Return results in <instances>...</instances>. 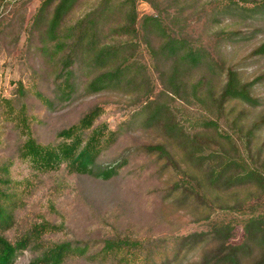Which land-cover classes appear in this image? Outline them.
Returning <instances> with one entry per match:
<instances>
[{
  "label": "rangeland",
  "instance_id": "obj_1",
  "mask_svg": "<svg viewBox=\"0 0 264 264\" xmlns=\"http://www.w3.org/2000/svg\"><path fill=\"white\" fill-rule=\"evenodd\" d=\"M44 1L0 0V157L14 154L25 138L17 112L22 103L27 104L28 123L42 142H51L58 128L74 124L83 113L95 111L92 127L104 131L106 137L114 133L113 139L102 143L99 161L116 167V171L107 185L111 198L101 206L96 195L91 193L88 195L91 205H83L73 190L71 176L63 178V184L69 187L60 195L61 191L47 190L51 186L47 173L34 168L28 159L14 158L10 175L24 189L23 215L39 221L47 216L48 205L53 203L54 210L61 207V213L67 216L69 236L90 240L109 229L100 226V214L114 215L122 224L142 233L138 240H165L150 243L152 249L166 246L170 250L175 239L191 233L210 232L214 225L232 228L227 239L229 244L245 241V222L251 218L264 221V190L254 181L227 189L209 187L204 177L207 162L200 169L184 155L180 144L166 139L160 127H146L134 120L133 114L142 104L135 102L142 100L143 90L135 93L133 85L94 94L79 90L65 99L63 78L56 74L60 57L67 49L52 54L39 49L47 38L45 25L56 4L52 1L46 5L43 20H38L37 14ZM257 2L259 0H73L58 31L60 37L74 39L77 30L67 36L69 28L81 19L86 22L94 19L97 22L95 45L128 41L138 65L146 69L153 95L167 82L171 60L161 56L160 50L173 38L180 40L181 46L202 48L205 55L210 53L216 65H235L243 79L255 81L251 91L256 103L253 106L230 103L215 121L217 130H205L209 114L200 96L195 98L190 89L181 91L182 100L166 99L187 134L205 133L214 148L220 146L238 158H246L264 173V55H251L264 40V14L253 10ZM227 3L233 6V11L222 13L218 23L212 21L209 18L211 10H222ZM132 9L137 16L135 32L129 28L120 31L129 24ZM150 15L157 16L160 25L147 22L143 29L142 23ZM221 31L237 32L228 39L218 37L222 36ZM201 57L181 79L189 86L206 77L214 91H218L223 81L221 69L209 68ZM86 72L78 78L79 86L90 78ZM20 85L25 88L23 97L18 93ZM43 96L48 100H42ZM35 111L34 116L32 112ZM255 123L253 134L245 136ZM90 130L85 132L89 134ZM152 142L172 147L178 161L182 158L181 168L164 167L162 161L141 148ZM89 184L95 192L99 190V185L93 186L90 181ZM198 188L205 189V201L194 197L192 189ZM51 193L55 199L49 202ZM249 242L251 249L241 253V264L264 258L261 255L264 245L259 246L251 239ZM217 243V237L208 236L201 246L190 249L193 261L182 264H200L201 253L206 254ZM163 256L166 255L160 258ZM30 258L28 251H22L13 264H29ZM129 263L142 264V261L130 259ZM68 264L92 263L75 259Z\"/></svg>",
  "mask_w": 264,
  "mask_h": 264
},
{
  "label": "trees",
  "instance_id": "obj_2",
  "mask_svg": "<svg viewBox=\"0 0 264 264\" xmlns=\"http://www.w3.org/2000/svg\"><path fill=\"white\" fill-rule=\"evenodd\" d=\"M52 1L56 4L45 25L44 34L47 38L39 49L48 54L61 53L67 49L60 57V67L56 74L58 78H63L65 99L71 98L79 90L94 94L133 85L135 93L143 90L142 100L138 99L135 102L142 104L138 112L133 114L134 120H139L146 127L155 125L160 127L166 139L180 144L184 155L191 162L198 164L200 169H203L204 163L207 162L204 177L209 187L227 189L242 185L246 181H254L264 190V173L259 168L253 166L248 159L238 158L239 156L230 154L220 146L214 148L205 133L187 134L168 101L175 98L182 100L181 91L190 89L195 98L200 96L205 105L204 109L209 114L205 130H217L215 121L219 115L222 116L230 103L255 105L256 99L251 91L254 80L243 79L235 65L227 63L216 65L210 53L205 55L202 48L181 46L180 40L173 38L160 50L161 56L171 60L167 82L158 94L153 95L146 69L138 65L128 41L95 45L96 20L86 22L85 19H81L72 25L69 28L70 33L66 35L70 36L77 30L74 39L59 36L60 21L73 0H45L37 14L38 20H43L44 9ZM255 4L253 10L264 14V0H259ZM231 11L233 6L227 3L222 10H211L209 18L218 23L222 13ZM136 19V12L132 9L129 13V24L120 31L129 28L135 32ZM147 22L157 27L160 25L159 18L153 15L145 17L142 23L143 29ZM236 32L221 31L222 36H218V33L216 36L232 39ZM251 55H264V40L251 51ZM199 57L206 61L209 68L221 69L223 81L218 91H214L206 77L198 79L189 86L181 79L185 71L192 68ZM85 72L90 78L79 86L77 80ZM18 93L23 97L25 88L22 85L18 87ZM41 99L48 100L44 96ZM17 112L19 124L22 125V129L24 128L25 138L17 145L14 154L0 157V264H13L17 254L22 251L30 253L29 264H68L75 259L92 264H130V259H138L142 264H182L193 261L189 255L190 249L201 246L208 236L217 237L218 243L206 254L201 253L198 258L200 264H241V253L250 248V239L257 241L259 246L264 245V221L259 218H251L245 222V241L241 244L232 245L227 242L231 227L214 225L210 232L191 233L175 239L174 246L168 250L166 246L152 249L149 247L150 243L157 244L165 240L161 238L138 240V236L142 233L136 232L128 224H122L114 215L106 217V213L100 214L99 223L102 228L109 229L94 240L71 238L68 231L70 227L66 224V214L61 213V207L59 210H54L56 206L53 203L48 205L47 216L39 221L32 219L30 215L24 216L26 202L24 189L20 188L10 175V165L14 158L28 159L35 166L34 168L47 173L51 184L47 188L48 191L55 193L61 191L60 195H62L64 189L69 187L63 184V178L69 175L73 178V190L79 203L91 205L88 195L93 193L98 199L96 200L98 204L102 206L111 198L107 185L116 167L100 162L99 156L102 143L113 139L114 133L106 137L104 131L92 127L96 115L94 111L83 113L74 124L58 128L51 142H42L35 128L28 123L27 104L22 103ZM35 113L37 111L32 112L34 116ZM256 124H253L245 136L253 134ZM86 130H90V133L87 134ZM213 141L216 144L215 140ZM141 148L162 161L164 167L173 165L181 168L182 158L178 161L174 150L168 144L152 142L142 145ZM58 172L61 173L55 174ZM89 181L93 186L99 185L97 192L90 186ZM192 190L195 198L205 201V189ZM53 199L55 198L52 194L49 202ZM163 254L166 256L160 258ZM261 255L264 257V254ZM251 264H264V258L257 259Z\"/></svg>",
  "mask_w": 264,
  "mask_h": 264
}]
</instances>
